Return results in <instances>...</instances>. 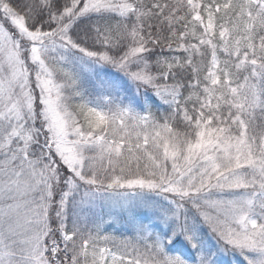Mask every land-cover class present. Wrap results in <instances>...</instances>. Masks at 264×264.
Segmentation results:
<instances>
[{
    "label": "snow or ice",
    "instance_id": "obj_1",
    "mask_svg": "<svg viewBox=\"0 0 264 264\" xmlns=\"http://www.w3.org/2000/svg\"><path fill=\"white\" fill-rule=\"evenodd\" d=\"M0 264H264V0H0Z\"/></svg>",
    "mask_w": 264,
    "mask_h": 264
}]
</instances>
